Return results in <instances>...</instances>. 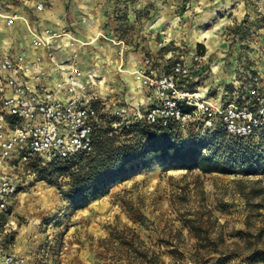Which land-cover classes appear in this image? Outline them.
Returning a JSON list of instances; mask_svg holds the SVG:
<instances>
[{"label": "rangeland", "instance_id": "374dc122", "mask_svg": "<svg viewBox=\"0 0 264 264\" xmlns=\"http://www.w3.org/2000/svg\"><path fill=\"white\" fill-rule=\"evenodd\" d=\"M9 15L17 16L11 26ZM263 17L264 0H0V48L22 32L28 44L29 30L54 29L76 48L90 79L83 99L104 114L138 116L153 101L132 107L122 80L129 52L141 58L129 70L134 84L145 57L157 73L183 61L191 70L185 88L243 101L251 78L264 86ZM158 23L169 36L165 46ZM188 129L199 131L195 121L181 127L186 139ZM30 159L9 161L17 191L0 211V252L32 264H151L153 251L163 264H213L227 255L226 264H248L252 250L264 249V174H204L155 161L72 212L63 190L39 180ZM189 231L206 235L209 250L196 249Z\"/></svg>", "mask_w": 264, "mask_h": 264}, {"label": "built area", "instance_id": "2783aa9c", "mask_svg": "<svg viewBox=\"0 0 264 264\" xmlns=\"http://www.w3.org/2000/svg\"><path fill=\"white\" fill-rule=\"evenodd\" d=\"M16 17L9 15L6 23L12 24ZM61 37V33L46 28L42 33H34L31 43L51 55L54 44ZM74 58L75 54L63 62L68 69L52 87L46 84L49 73L43 66L41 53L30 58L24 53L0 58V211L17 191L14 180L1 175L12 157L22 160L33 155L44 163L92 149V134L101 120V111L86 99L58 96L61 92L76 90L82 72L75 67ZM194 60H198L197 55ZM190 71L186 63L175 61L169 71L157 73L150 59H143L138 73L140 84L154 96L153 102L143 111L146 121L161 125L175 121L179 127H184L201 120L203 127L208 129L220 123L227 134L237 137L264 129V86L250 89L248 98L241 102L215 104L200 90L184 87ZM138 114L140 116L141 112ZM0 264L32 262L22 255L0 252Z\"/></svg>", "mask_w": 264, "mask_h": 264}, {"label": "trees", "instance_id": "16d2710c", "mask_svg": "<svg viewBox=\"0 0 264 264\" xmlns=\"http://www.w3.org/2000/svg\"><path fill=\"white\" fill-rule=\"evenodd\" d=\"M261 20L264 28V17ZM245 21L232 27V32L241 33ZM196 46L203 52L202 44ZM250 80L252 88L257 87L253 78ZM195 126L199 131L191 133L188 129L186 139L175 121L161 125L146 121L143 112L140 116L128 117L102 113L93 130L91 151L44 163L36 156H28L37 178L63 190L72 212L104 196L118 182L140 170L150 169L155 161H166L172 167L194 168L204 174H264V129L237 137L227 134L220 123L204 131L200 130L201 120L195 121ZM189 233L195 239L196 249L209 248L203 242L206 235L199 231ZM235 236L242 237V231H236ZM158 255L153 251L149 262L163 264ZM230 260L228 255L218 256L213 264H226ZM246 260L248 264L264 263V249L252 250ZM233 264H243V260Z\"/></svg>", "mask_w": 264, "mask_h": 264}, {"label": "crops", "instance_id": "0c3cea01", "mask_svg": "<svg viewBox=\"0 0 264 264\" xmlns=\"http://www.w3.org/2000/svg\"><path fill=\"white\" fill-rule=\"evenodd\" d=\"M15 23L16 21H14L12 24H15ZM45 26H49V25H45ZM156 26L157 27H155V29L156 30L158 29V32L160 35L159 39L163 41V46H165L166 42L169 40V36L167 35V30H165L164 28H160L159 23L158 25L156 24ZM38 28H41V27L38 26ZM41 29H38V30L32 29L28 31V40H29L28 44L22 41L24 39L23 37L25 36V35L23 36V32L21 34H17L16 36L17 39H13L11 42H7L5 46H1L0 58L4 57L6 54H17V53H24L28 58H30L35 53H41L43 55V66L49 73V79L46 82L48 87H52L53 83L56 80H59L64 77L68 67H65L63 65V62H67L68 59L74 54H75V58H74L75 67L82 72L81 66L79 64V60L77 58L76 48L68 46L64 38H59L57 40V42L53 46L51 55H48L46 52L41 51L32 45L31 43L32 35L34 33H42L43 30L40 31ZM20 38H22V40H20ZM126 58H128L130 63L128 64V67H126L123 70L122 80L124 83H126L130 87L129 97L132 100V105H133L132 107L142 106V105L147 104L150 101H153L154 96L151 93V91L145 88H141L138 85H135L134 81L132 80V75L129 73L130 72L129 70L134 71L136 67H138L139 61L141 60L140 55H138L137 52H129ZM190 77L191 75H189L187 78H190ZM187 78L185 79V81L187 80ZM89 84H90V79L84 77V74L82 72L80 78L78 79L76 90L74 92H68V91L61 92L58 96L61 98H66L68 96H76V97L83 99L87 95L89 96V93L87 92V87L90 86ZM192 89H197V88H192ZM203 89L207 90L206 88H203ZM205 97L209 101L215 104H223L225 102H228L224 99H220L218 96L212 97L209 94H206ZM9 161L6 162V164L4 165L1 171V175H7L8 171L11 170L10 169L11 167L9 166Z\"/></svg>", "mask_w": 264, "mask_h": 264}, {"label": "bare ground", "instance_id": "6f19581e", "mask_svg": "<svg viewBox=\"0 0 264 264\" xmlns=\"http://www.w3.org/2000/svg\"><path fill=\"white\" fill-rule=\"evenodd\" d=\"M135 84H136V85H139V84H140V80L137 79V80L135 81Z\"/></svg>", "mask_w": 264, "mask_h": 264}]
</instances>
